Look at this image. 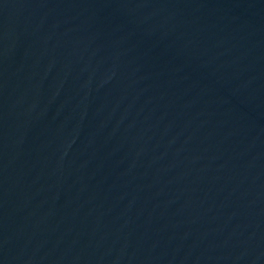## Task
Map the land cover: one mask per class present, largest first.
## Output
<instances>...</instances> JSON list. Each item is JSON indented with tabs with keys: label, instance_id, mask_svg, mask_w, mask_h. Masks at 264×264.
Here are the masks:
<instances>
[{
	"label": "water",
	"instance_id": "water-1",
	"mask_svg": "<svg viewBox=\"0 0 264 264\" xmlns=\"http://www.w3.org/2000/svg\"><path fill=\"white\" fill-rule=\"evenodd\" d=\"M0 264H264V0H0Z\"/></svg>",
	"mask_w": 264,
	"mask_h": 264
}]
</instances>
